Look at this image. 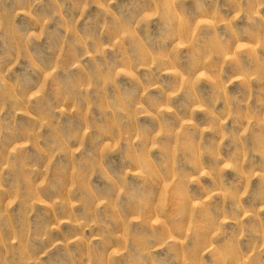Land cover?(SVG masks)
<instances>
[{
	"label": "rangeland",
	"instance_id": "obj_1",
	"mask_svg": "<svg viewBox=\"0 0 264 264\" xmlns=\"http://www.w3.org/2000/svg\"><path fill=\"white\" fill-rule=\"evenodd\" d=\"M0 264H264V0H0Z\"/></svg>",
	"mask_w": 264,
	"mask_h": 264
}]
</instances>
